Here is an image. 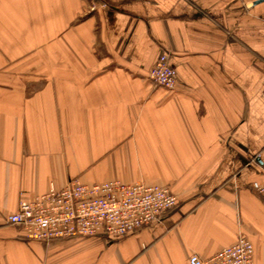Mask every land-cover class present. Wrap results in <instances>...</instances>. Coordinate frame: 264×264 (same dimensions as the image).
<instances>
[{
	"label": "crops",
	"instance_id": "1",
	"mask_svg": "<svg viewBox=\"0 0 264 264\" xmlns=\"http://www.w3.org/2000/svg\"><path fill=\"white\" fill-rule=\"evenodd\" d=\"M0 0V264H264V1ZM163 52L178 79L156 86ZM74 179L168 186L127 236L28 239L7 215Z\"/></svg>",
	"mask_w": 264,
	"mask_h": 264
},
{
	"label": "built area",
	"instance_id": "2",
	"mask_svg": "<svg viewBox=\"0 0 264 264\" xmlns=\"http://www.w3.org/2000/svg\"><path fill=\"white\" fill-rule=\"evenodd\" d=\"M92 8L96 5L93 0ZM159 87L173 89L178 75L170 54L163 52L149 73ZM264 196V184L255 183ZM172 189L142 181L119 179L85 184L74 179L61 189L49 191L33 200H23L18 210L7 215L28 239L48 242L53 239L90 238L99 234L118 239L151 223H161L177 206ZM254 245L243 235L236 243L214 255L202 258L192 254L189 264H254Z\"/></svg>",
	"mask_w": 264,
	"mask_h": 264
},
{
	"label": "water",
	"instance_id": "3",
	"mask_svg": "<svg viewBox=\"0 0 264 264\" xmlns=\"http://www.w3.org/2000/svg\"><path fill=\"white\" fill-rule=\"evenodd\" d=\"M264 0H256L255 2H254V4H258V3H261V2H263Z\"/></svg>",
	"mask_w": 264,
	"mask_h": 264
}]
</instances>
